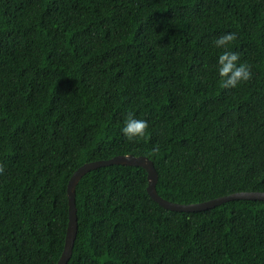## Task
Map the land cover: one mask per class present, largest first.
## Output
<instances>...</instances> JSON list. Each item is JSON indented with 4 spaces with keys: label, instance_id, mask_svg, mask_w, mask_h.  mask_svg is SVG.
<instances>
[{
    "label": "trees",
    "instance_id": "1",
    "mask_svg": "<svg viewBox=\"0 0 264 264\" xmlns=\"http://www.w3.org/2000/svg\"><path fill=\"white\" fill-rule=\"evenodd\" d=\"M225 32L252 72L233 89ZM129 114L148 121L131 141ZM126 154L173 203L264 192V0H0V264H56L69 178ZM146 185L134 166L84 175L67 264H264V201L177 212Z\"/></svg>",
    "mask_w": 264,
    "mask_h": 264
},
{
    "label": "water",
    "instance_id": "2",
    "mask_svg": "<svg viewBox=\"0 0 264 264\" xmlns=\"http://www.w3.org/2000/svg\"><path fill=\"white\" fill-rule=\"evenodd\" d=\"M111 165H125L140 167L146 171V192L150 198L160 207L177 212H198L219 206L222 203L233 200L264 201V192H235L225 196L217 197L205 202L192 204L173 203L162 199L156 192L155 184L157 173L151 160L145 156H134L132 154L117 155L107 160L87 162L78 167L68 180L66 186L68 203V222L64 237V244L61 255L56 264H67L71 255L74 241L77 234V217L75 208V188L80 179L88 172Z\"/></svg>",
    "mask_w": 264,
    "mask_h": 264
},
{
    "label": "clouds",
    "instance_id": "3",
    "mask_svg": "<svg viewBox=\"0 0 264 264\" xmlns=\"http://www.w3.org/2000/svg\"><path fill=\"white\" fill-rule=\"evenodd\" d=\"M235 39V33L225 32L213 40L216 49H224L216 56L215 75L225 89L236 88L239 84L250 80L252 76L250 66L246 62H240L237 52L228 49L230 42ZM147 128V120L137 119L129 114L120 128V132L127 140L131 141L143 137ZM154 150L158 149L154 148Z\"/></svg>",
    "mask_w": 264,
    "mask_h": 264
}]
</instances>
